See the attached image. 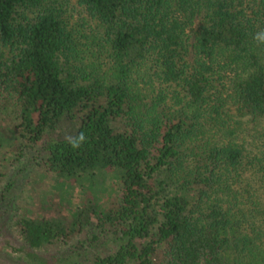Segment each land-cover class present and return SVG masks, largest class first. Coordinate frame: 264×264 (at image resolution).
Wrapping results in <instances>:
<instances>
[{"label": "trees", "instance_id": "obj_1", "mask_svg": "<svg viewBox=\"0 0 264 264\" xmlns=\"http://www.w3.org/2000/svg\"><path fill=\"white\" fill-rule=\"evenodd\" d=\"M76 1L70 23L62 0H0L1 157L31 150L80 189L65 219L17 216L13 250L32 264H264V0ZM64 117L74 130L52 136ZM73 235L53 262L37 254Z\"/></svg>", "mask_w": 264, "mask_h": 264}, {"label": "rangeland", "instance_id": "obj_2", "mask_svg": "<svg viewBox=\"0 0 264 264\" xmlns=\"http://www.w3.org/2000/svg\"><path fill=\"white\" fill-rule=\"evenodd\" d=\"M62 3L69 22H79L80 17L85 14L83 7L76 0H62ZM3 115L0 112V123L6 125L9 121ZM122 122L119 118L115 124L123 127ZM77 123L76 117H64L50 134L57 138L69 136ZM32 153L31 150L27 151L12 162H7V154L1 157L0 153V264H32L28 258L13 250L21 243L18 228L14 223L17 216L27 212L65 219L69 207L75 204L79 196L80 189L75 184L43 171L33 159ZM55 187L57 191L53 190ZM59 193L61 197L58 196ZM78 238V235H73L66 243H47L37 254L49 259L48 262L51 263L54 258L65 253L71 241L75 242Z\"/></svg>", "mask_w": 264, "mask_h": 264}, {"label": "clouds", "instance_id": "obj_3", "mask_svg": "<svg viewBox=\"0 0 264 264\" xmlns=\"http://www.w3.org/2000/svg\"><path fill=\"white\" fill-rule=\"evenodd\" d=\"M252 38L260 45H264V29H260L252 34ZM86 142V137L83 133H80L76 137H69L68 144L72 149H78Z\"/></svg>", "mask_w": 264, "mask_h": 264}]
</instances>
